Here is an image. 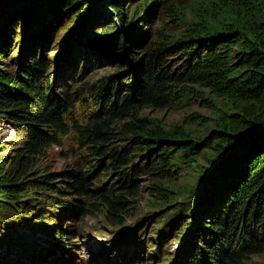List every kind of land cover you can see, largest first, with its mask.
<instances>
[{
  "label": "trees",
  "instance_id": "obj_1",
  "mask_svg": "<svg viewBox=\"0 0 264 264\" xmlns=\"http://www.w3.org/2000/svg\"><path fill=\"white\" fill-rule=\"evenodd\" d=\"M102 1L0 0V61L13 46L11 41L20 47L9 57L18 61L14 70L0 67V121L24 135L17 151L30 153V161L40 149L61 146L70 137L80 158L88 155L93 161L81 158L84 161L57 178L45 172L28 175L33 168L18 170V162L12 168L3 167L1 161L7 155L0 153V211L5 212L1 219L10 220L8 210L13 215L18 211L23 217H16L17 224L24 223L27 229L26 234L18 235V248L13 249L11 226L4 227L0 240L11 239L13 245L0 256L8 253L16 261L20 256L31 258L38 245L32 238L39 229L36 225L53 233L51 223L57 209L66 213L73 209L92 217L102 210L110 232L128 230L124 222L134 216L131 198L137 194L131 178L133 173H141L151 182L142 192L159 201L152 210L166 211L161 216L164 219L169 211H176L173 223L179 221L175 223L179 229H186L172 264H244L247 256L259 255L264 248L259 236L264 231V0H139L130 13L132 0H126L124 10L125 0H106L108 9L115 11L119 24L125 26L122 33H114L113 21L92 28L91 36L84 35L83 28L79 37L84 40L83 47H77V42L69 44L70 39L59 53L64 51L70 64L85 59V67L106 48L118 54L124 50L130 60L122 59L127 63L115 66L109 79H102L93 96L97 110L79 120V103L91 85L86 82L66 90L64 98L58 97L52 90L60 83V75L43 74L52 68L42 60L47 58L45 49L58 28L68 29L73 23L64 26L63 21L75 16L78 26L85 15L87 21L77 28L81 30L103 14ZM159 9L169 16L168 29L156 30L158 43L147 46L144 60L131 59V41L140 32L147 34L145 23ZM111 35H116L114 40L108 39ZM72 48L75 51L69 52ZM171 63L174 67L170 69ZM190 85L197 87L194 95L203 105L210 106V102L200 89L222 104L223 110L210 129L191 130L200 122L196 113L185 116L182 125H164L162 120L140 114L160 106L181 108L193 94ZM150 142L137 149L148 150L145 155L132 151ZM135 155L144 156L145 164ZM98 161H105L104 166L116 174L118 189L93 188L89 178ZM181 167L195 175L188 174L177 186L174 179L182 173ZM59 180L63 186L53 187ZM75 194L83 199L59 205L62 195ZM182 197H187L184 204L179 201ZM29 206L37 208L32 216ZM167 227L166 222L160 229L159 244ZM57 237L63 242L59 245L62 250H68L66 245L72 247L66 232L60 231ZM122 242V238L114 241L118 255Z\"/></svg>",
  "mask_w": 264,
  "mask_h": 264
},
{
  "label": "rangeland",
  "instance_id": "obj_2",
  "mask_svg": "<svg viewBox=\"0 0 264 264\" xmlns=\"http://www.w3.org/2000/svg\"><path fill=\"white\" fill-rule=\"evenodd\" d=\"M138 1L139 0L131 1V4L129 6L130 10L128 11L129 13L134 9V5ZM102 2L103 14L96 15V17L101 15L100 17H97L92 20L91 23L86 24V26L82 27L81 30H78L77 28L80 27L79 25L87 21L88 17H84L85 15L81 16L78 26H76V24L74 23L76 17H69L68 19L63 21V23H65V26L67 23H69V21H73V23L70 24V28H58L57 33L53 36V38L49 40V43L47 44V47L45 49L48 51V55L46 56L47 58L43 59L41 57L42 55H38V57H41L43 59V64L51 65L52 68L51 70H49L48 68V71L45 69V72H43V74H46L48 72L49 75H60V77H58L60 83H56L53 86V90L51 89L52 92L54 91L56 94H58V97L64 98L66 90H72L73 88L83 85L86 82H89V85H91V88H89L88 90V94H83L84 100L79 103L81 110V112L79 111L78 114L79 120L86 118L87 114L94 110H97L98 106L96 105V103H94L95 100L93 99V96L96 94V91L99 90L98 87L102 85V79H109L108 77L115 72V66H123L125 63H127L125 61L122 62V59L126 61L130 60V55L128 52H124L123 50L120 54H118L114 52V49L110 51L106 48V50H104L105 53L103 52V55L95 60H92L91 62H87V67H85V59L79 60L77 64H70V57H64V51H61L59 53V51L63 49L65 44H67L70 39L71 40L69 44L77 42L76 46L78 45L77 47H80V44L84 42V40L79 38L83 35V28L84 35H86V33L88 35L89 33V36H91L92 34L90 35V33L92 31V28L94 30H97L99 27H103L107 23L113 21V25L115 24L116 27L114 33H122V31L125 29V26L119 24V17L117 16V13L108 9V3L106 2V0H103ZM122 4V9H126V0L123 1ZM107 10L111 11L110 15L108 13H105L107 12ZM142 16L143 14H140L139 18ZM139 18H135V21H137ZM168 20L169 16L166 12L160 11V9L156 11L152 18L145 23L147 34L140 32L137 34L136 38L131 41L132 44L134 43V48L133 50H131V59L134 57H143L144 60L145 52L147 49H149L147 48V46H150V48H152L158 43V40L155 39L156 37H158L156 36V30H167ZM129 25H127L126 27H128ZM75 33L77 34L76 37L74 36ZM115 36L116 35H111L108 39H115ZM91 39L94 40L93 36ZM12 42L13 46L10 47L11 49L0 61V67L8 71H13L15 68V64L18 63V61H16V57H13L12 59H9V57L14 54V49H17V47L20 50V47L16 44V42L11 41V43ZM58 43L59 45H57ZM71 51H75L74 48H72L69 52ZM73 58H75V56ZM164 59L165 56L162 58V60ZM173 59H176V57L169 58V60ZM168 66L170 69L174 67L172 63L168 64ZM137 69L138 67L136 66V70ZM131 71H135V66H133L132 63ZM42 82L43 78L40 79L39 83L42 84ZM190 86L192 88L191 91L193 92V94L189 101H187V104L181 106V108H179L178 106H160L149 110L145 109L140 114H146L152 117V119L154 117L160 121L162 120L164 125L169 123L182 125V119L185 116L191 113H196L199 115L200 122H198L193 128H191V130L202 132L210 129L213 125V122L217 119L219 110H223L222 104L219 99L212 96L210 93H208V91L199 88L202 92H204V97L210 102V106L203 105V103L198 100V97L194 95V90L197 89V87L192 85ZM51 90H49L48 95L50 94ZM133 93L134 90L131 91V94ZM77 111V107L74 108V114H77ZM23 138L24 135L20 133V129L16 130L14 126L0 121V146L2 149L0 153H2V156H4V154L7 155L4 157V161H1L3 167L7 166L9 168H12V166L16 162H18V170L25 166L33 168L32 172L28 175H35L45 172V174L50 173L58 178V176H63L65 171H71L78 162L84 161L81 158H85L87 162L92 161L91 157H89L88 155H85V157L81 156L80 158L79 154L74 150V141L70 137L64 139L61 146L51 145L48 148L40 149L36 153L34 158L29 161L28 157H30V153L17 151V148H20L22 146ZM149 144L152 143H142L140 145H137L138 147L135 149L133 148L134 150L132 151L134 153L137 152V154L141 153L142 155H145L148 150L142 149L141 152H139L137 151V149H139L141 146L148 147ZM135 156L137 158H141L140 161L143 164H145V162L147 161L144 156ZM95 164L96 165L93 168L95 172L93 171V175L89 178V182L93 185V188L100 189L104 187L106 191H109L111 187L115 186V189H118V185H115L116 174L111 169H108L104 166L105 161H101V163H99L98 161ZM180 170H182V173L174 179V183L177 186L185 182L186 176H188V174L195 175V172L186 169V167H181ZM131 183L135 185V191L137 192V194L133 198H131V212H134V216L130 219L126 218L124 222L127 226L126 229L128 230L120 229L115 230V233L110 232V230H108L106 227L105 211L102 210H99L96 213V217H92L83 216L81 212L76 213L73 211V209L68 213L57 209L56 216H54L55 219L51 223L53 230H55L53 231L55 232V234L49 233L45 235V233L49 232L48 229L46 231L42 229V226L41 228L39 227V225H36L39 229L32 236L33 239L40 242L43 247L42 251L44 253L37 254L35 253V251L32 254L31 258L24 257L23 259L20 256L17 261L13 259V255H10L8 253L7 255H4L3 253L0 256V264H172L176 256L175 252L182 244L184 236L183 231H185L186 229H179V226L175 224L179 221L173 223L172 220L176 218L174 216L176 211H169L168 216L164 219L161 218V216H163L164 212L166 211L161 213L158 212V210H156L155 212L152 210V205H156L159 201L157 199H154V197L152 196H146L145 192H142V190L145 191L146 187H148V185L151 183L146 175H143L141 173H137L136 175H134L133 173ZM190 183L191 181L189 182V184ZM62 186V180H59L53 184V187L57 188H61ZM49 192L50 191H48V193L46 194H49ZM43 195H41V197H45ZM62 198L64 199L58 200V203L60 206H65L68 203L66 201L78 198L83 199V195H62ZM186 198L187 197H182L179 201L184 204V199ZM29 207L30 208L28 209H31L30 211L32 212L33 210H37V208H34V206ZM61 210H66V208H61ZM12 212L8 210L7 218L10 220L4 219L5 221H7L4 223V220L1 219V217H5V212L2 213V211H0V221H2V228H0V231L4 232V227L7 228L8 225L9 228L11 226L9 231H11L13 238H15V244L13 245V241L9 243V240L11 239H9L7 242H4V238H2V240H0V244H2V246L0 247V252H4V250L8 249L11 245H13V249H17L18 247L16 238H19L18 235L20 233H27V229L24 228V223L17 224L18 219L23 216L18 211H14L15 215H13ZM39 213L48 214L46 210H39ZM33 214L34 212L31 213V216ZM16 217L18 219H16ZM166 222L168 223L167 230L164 232V235L166 236L165 238H163L161 244H159V241H157V237L161 233H163L160 229H162L164 223ZM59 231H61L62 234L66 232V237L70 238L68 242L72 244V247L66 245V247L68 248V250L66 251L59 248L60 246L58 247V245L54 248L52 246L55 242H60V244L63 243L57 237ZM108 232H110L109 235ZM262 233L263 234L259 233V236L262 237V240L264 241V231ZM117 238L123 239V242L120 245V256L118 255L117 249L114 247V241ZM262 240H260V243L263 242ZM262 245H264V242L262 243ZM52 248L54 250H52L53 254L50 255L45 252V250H50ZM116 255L119 257L116 258ZM244 261V264H264V248L262 253H260L259 255H249L244 259Z\"/></svg>",
  "mask_w": 264,
  "mask_h": 264
},
{
  "label": "bare ground",
  "instance_id": "obj_3",
  "mask_svg": "<svg viewBox=\"0 0 264 264\" xmlns=\"http://www.w3.org/2000/svg\"><path fill=\"white\" fill-rule=\"evenodd\" d=\"M53 246V245H52ZM116 253V252H115ZM47 254V253H46ZM65 254V253H64Z\"/></svg>",
  "mask_w": 264,
  "mask_h": 264
}]
</instances>
